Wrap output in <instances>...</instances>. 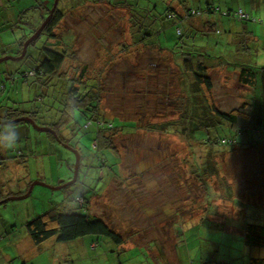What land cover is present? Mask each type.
I'll return each instance as SVG.
<instances>
[{
	"label": "rangeland",
	"instance_id": "374dc122",
	"mask_svg": "<svg viewBox=\"0 0 264 264\" xmlns=\"http://www.w3.org/2000/svg\"><path fill=\"white\" fill-rule=\"evenodd\" d=\"M64 1L60 0L58 7L61 8ZM162 1L148 0L147 3ZM169 1L166 3V20L165 17L157 19L161 24L158 37L162 45L174 40V19L177 20L179 15L188 16L184 9L182 13L178 7L182 3L171 0L168 4ZM186 1L191 7L211 2L218 6L217 0ZM51 2L53 0H0V57L4 53L16 55L17 46L12 42L20 37L19 27L22 24L17 20L23 7L38 6L34 12L31 11V14L33 12L36 15L42 11L41 3L49 6ZM236 7V0H231L228 8L235 10ZM225 8L222 6V9ZM256 9L262 12L264 5L259 4ZM78 10L73 12L74 17H66L65 12L61 28L55 32H65L66 19L71 29L79 19L74 43L79 48L73 57L90 65V70L86 72L89 77L95 75L102 78L103 88L101 92H96L101 100L96 112H101L105 120H113L114 123H117L114 118L132 120L136 126L131 128L135 123L124 122L130 126L125 131L120 130L122 127L114 129L112 134L102 130L114 150L101 147L100 142L97 143L98 147L95 146L94 128L98 119L92 118L89 112H75L71 120L73 123L64 126L65 122L59 119V112L66 108L65 95L70 81L68 84L64 77L73 72L71 61L67 63L64 60L59 69L61 76L57 79L45 78L46 84L50 85L46 86L45 91L41 90L37 101H34V93L39 92H29L27 83L23 85L22 81L16 80L13 86L17 90L12 84L6 85L0 95V102L7 110L13 111V106L19 107L16 111L25 107L35 110L37 125L53 129L62 143H56L55 155L54 151L49 152L47 149L45 136L48 133L34 129L26 121L3 125L1 128L4 132L2 148L7 143L4 155L17 157L12 151L13 146L19 147L28 143L29 139L32 140V147L40 150L37 152L39 158H30L26 169L21 167L22 163L12 161L5 168H0V197L24 194L31 182H39L34 184L26 197L0 204V264H68L70 261L72 264H170L172 260V264H244L249 257H264V247L245 244L241 240L244 223L258 222L264 214V144L248 147L224 144L222 148L215 147L211 154L214 157V170L209 174L201 173L209 146L188 142L179 135L177 128L165 132L163 127L165 120L174 113V102L179 99L180 91L184 93L185 86L178 78L173 62L171 66L167 64L170 60L168 53L164 52V57L155 49L143 47L142 41L136 42L135 35L129 33L132 30V27L129 29L131 22L127 15L123 17L122 8L119 12L103 4L85 8V11ZM141 10L146 11L145 8L137 9L138 15L142 13ZM159 10L163 11L162 8ZM169 13L172 18L168 17ZM241 13L244 15L241 18L248 20L250 14ZM32 15H25L22 19L31 20ZM251 16L255 17L256 11ZM239 22L221 19L217 33L214 30L205 35L195 33V38L186 35L189 40L179 44L183 47L191 40L198 45L217 42L222 49L224 61L219 65L229 67L227 71L231 73L226 74L220 68H207V74L214 83L216 105L221 109L229 110L237 106L241 102L240 94L245 91L233 72L244 65H264L262 24L251 21L255 37L249 38L237 33L242 27ZM94 23H98L97 26ZM2 24L6 26L3 29ZM194 25L197 28L199 26L198 22H194ZM232 28L237 29V32L229 33ZM252 39H255V43L251 42ZM51 40L41 36L27 48L24 59L0 61V72H13L17 68L19 72H27L32 64L30 58L36 60L38 57L35 48ZM56 43L60 44H52V47L61 50L66 49L70 41L63 39ZM213 48L209 46L206 51L212 53ZM103 60L108 61V65L101 72L95 71L102 66ZM147 86L152 92L142 100L143 110L153 112L150 117L143 116L139 109V95L132 94L135 97L133 100L123 94V91L130 89L140 92ZM24 90L27 91L26 96L23 95ZM116 97L121 101H117ZM256 102H260V97L255 99ZM121 107L126 108L122 113L118 112ZM137 114H141V118L131 117ZM25 124L30 127V134H26L23 127H16ZM154 125L156 128L152 127ZM233 133L230 128L223 129L218 125L208 130V134L213 137H229ZM260 135L263 141L264 130H254L249 133V139L258 140ZM35 137L38 138L37 143L33 141ZM13 163L19 166H13ZM75 171L74 182L64 186L74 179ZM79 195L89 199L86 210L78 206L84 201H77ZM59 206L82 212L90 210L113 224L125 240L133 241L135 245L121 251L122 247L114 245V248H110L109 239L100 237L99 246L92 249L89 240L96 238L92 235L67 242H56L50 238L35 245L25 230V222ZM202 217L212 224L221 225L224 230L202 224Z\"/></svg>",
	"mask_w": 264,
	"mask_h": 264
},
{
	"label": "trees",
	"instance_id": "16d2710c",
	"mask_svg": "<svg viewBox=\"0 0 264 264\" xmlns=\"http://www.w3.org/2000/svg\"><path fill=\"white\" fill-rule=\"evenodd\" d=\"M142 1L143 2H141L140 0H91L90 2L93 7L106 4L115 9L122 8L123 17L124 14L127 15L128 21L131 22L129 29L132 27V30H130V32H132L131 35H135L136 42H138V40L142 41V43L144 44L143 47L155 49L159 54H164L166 49L168 55L170 56L169 63L167 64L171 66V62H173V66L178 71V78L180 77L181 82H183L185 86L183 88L184 93L180 91L181 95L179 99L175 100L174 102V108H172V111L174 113H171L172 116L168 120H165V124L163 125V127H165V132H170L172 128H177L179 131H176L179 133V135L183 136V138H185V140H187L188 142H195L196 145L209 146L207 151V159L205 160L201 170V173L203 171L204 174H209L214 170V157L213 155L211 156V154L215 147L222 148L224 144L230 146L238 145L236 147H241L242 145H245L247 147L253 145L259 146L261 144H264V140H261V135L258 140L249 139V133H251L252 131L264 130V66L252 67L244 65L240 67L237 75V81L243 86L251 88L254 87L255 82L259 85L260 102L252 103L246 101L236 109H232L230 111L221 109L213 100V83L210 75L207 74L208 67L206 66V62H209V59L210 61L212 60L211 55L206 51L207 47L218 46V43L206 42L205 44L198 45L191 40L187 45L183 44V47H180V43H184L186 42V39L187 41L189 39L185 37L186 34H184L183 30L186 31V29H183V24L181 22V19H179L174 23V40L172 39L173 41L170 44L163 46L158 37L161 33V24L157 21V19L158 17H165L163 16V14L166 9L162 8V10L164 11L159 10V4L161 2L157 4V2L147 3L148 0ZM170 1L168 2V4H170ZM178 1L186 4L184 5V8L186 9L185 12L188 15L186 18L192 16L199 18H209V14H212L214 11L218 14H223L228 17L232 16V18H235L237 21L241 22L254 20L249 12L243 10V6H239L235 10H231L229 8L222 9V7H216L215 5L211 6L210 3H206L205 7H203V5L191 7L190 3L186 0ZM59 2L60 0L57 1L56 6L54 7L53 14L46 21L42 30L38 33L36 38L29 42L26 47L25 53L21 56L24 42L46 20L47 16H49L48 10L53 7L54 0L53 3L51 2L50 4L51 6L42 3L40 4V9H42V11H40V13L38 14L36 13V15L38 16L37 20L36 15H34L35 13L33 12L35 9H37L38 6L29 5L28 7H23L18 15L17 20L20 24L24 23L21 25V27H19L21 28L20 37L12 42V44H18L17 52L16 55L11 56L14 58L8 59H24L27 56V48L37 42L41 36L47 37L49 39L52 38V40L50 43L44 41L41 46H38L39 51L36 47L38 53L40 52L41 55H39L36 60H33L32 57L30 58L32 64L27 69V72H24V70L23 72H19L18 68L16 69V71L18 70L19 73L16 71L8 73L6 72L4 74L0 72L2 79V81H0L1 84H3L2 82L3 80H5L7 81V83L10 82L13 86L16 80L19 79L24 84L27 83L29 92L31 90L39 92L38 94L34 93V101H37L41 96V90L43 89L45 91L47 89L46 86L50 85L48 83L46 84L45 78L57 79V77L61 76L59 69L64 60H67V63L70 62L71 57L72 63L78 60L77 58L73 57L75 54H71V50L68 52L66 49L58 50L52 47V44H60L56 43L58 41L53 42L55 38L60 37V35L57 34L55 30L60 28V20L63 16L65 17L64 10H66V5L63 4V6L60 8V6L58 7ZM162 2L166 4L167 0H163ZM143 8H145L146 11L141 10L142 13L138 15L137 9ZM31 11H33V15L31 14ZM240 12L249 13L250 16L248 20H243L240 17ZM28 14L32 15L33 18L31 20L29 18L23 20L22 18ZM170 16L171 14L169 13L168 17ZM263 16L264 14H262L259 19L264 29V25L261 22ZM162 22L164 21L162 20ZM97 24L98 23H94V26H97ZM214 26L215 22L211 21L207 25L206 29H204V31L196 33H199V35H205L211 32V30L218 32V29L214 28ZM5 27L6 26L2 24L1 28L3 29ZM191 36H194V32L192 35H190V37ZM4 56L10 55H6L4 53L0 58H3ZM108 63V61L105 62L103 60L102 66L96 68L95 71H103L104 67L108 65ZM71 70H73V72L67 74V76L64 77L65 81L68 82V84L70 81V85L68 86L65 95L66 108L65 111L59 112V119L65 122L64 126H68L73 123L71 122V120L74 119L75 112H89L90 115H92V118L98 119L97 126H95L94 128L95 146L98 147L97 143L99 144L100 142L99 145L101 147H108L109 149H113L111 147L112 144L110 145L109 143L108 136L104 135L102 130H108L112 134V131L114 129L122 127L120 128V130L125 131L124 129L129 128L130 126L124 122H131L132 124L135 123L133 126H131V128H134L136 126V122H133L132 120H121L120 118H114V120L117 121V123H114L112 122L113 120L103 119L102 115L100 114L101 112H96V107L101 102L96 92H101V89L103 88L102 78L95 75L93 77H89L86 73L90 70L89 65L85 63L81 66L71 67ZM3 75L4 77H2ZM88 77L90 78V81H88ZM87 82H89V84H86ZM13 87L15 90H17V87ZM32 87L34 89H31ZM149 87L150 86H147L145 90H139L140 92H135L133 91V89H130L126 92L123 91V94H126L124 96H127V98L128 96L132 97L133 100H135V97H133L132 94L139 95L138 99L141 100V102L138 104L139 109L142 111L143 116L147 117H150L153 112H146L143 110L144 102L142 99L150 96L152 89ZM91 91L94 92L91 93ZM23 95L26 96L27 91L24 90ZM13 103H16V101ZM2 106L5 105L3 103H0V147L4 135V132L1 130V128L3 127V125H9L5 123L6 121H11L20 117H29L37 124V121H35V110L29 108L27 109L25 107L23 110L26 111L21 110V112H17L18 110L16 111V109L19 107L13 106V111H9L7 110L6 106L5 108H3ZM134 116L140 117L141 114L133 115L131 117L133 118ZM86 120H88V118ZM23 121H26L31 125V123L27 120H20L11 124L22 123ZM216 125L222 127L223 129L230 128V130H232L234 133L229 137L210 136L208 134L209 128H212V126ZM180 126H182V129L180 128ZM152 127L156 128V125ZM47 133L50 138L56 140L52 133ZM198 133H202V135ZM56 134L58 136L57 132ZM3 148L5 149V146H3ZM4 151H6V149H0V168H5L8 165L7 162L12 158L9 157V154L4 155ZM8 197L9 196L0 197V204H4L2 200ZM79 199L84 201L82 203H78V206L86 210L89 199L87 200V198L83 195H79L77 197V201ZM200 222L205 225H211L216 230H224L222 229L221 225L212 224L210 221L204 219L203 217L201 218ZM112 225L113 224H109L104 218L93 214L90 210H87V212H82L79 210L63 209L61 206H59L56 209L53 208L51 209V211L43 212L42 214L35 215L32 218L28 219L25 222L24 227L35 245H39L50 238H54L56 242H67L88 235L96 236L94 241H97L95 243L98 244L102 240L100 239V237L108 238L109 241H112L115 244H120L123 242L124 237L122 233L119 232V230L116 229L114 225ZM243 228L244 230L241 236V240L245 244L264 247V214L258 222H245ZM68 264H72V262L70 261ZM244 264H264V257H249L248 261Z\"/></svg>",
	"mask_w": 264,
	"mask_h": 264
},
{
	"label": "crops",
	"instance_id": "0c3cea01",
	"mask_svg": "<svg viewBox=\"0 0 264 264\" xmlns=\"http://www.w3.org/2000/svg\"><path fill=\"white\" fill-rule=\"evenodd\" d=\"M91 0H65L64 1V4L66 5V10H64V13L66 12L67 14H66V17L67 16H69V17H74V11H76L78 8H79V10H81V11H85V8H92L93 7V5L91 4V2H90ZM178 1V0H177ZM242 3H240L239 2V0H236V2H237V7H239V6H243L242 8H243V10H245V11H247V12H249L251 15H252V13L253 12H255L256 11V16L255 17H252V18H254V20H252V21H254L255 23H259L260 25H261V23H260V17L262 16V14H264V9H262V12L260 11L259 12V10H257L256 9V7L258 6L259 7V4H261V5H264V0H240ZM179 2V1H178ZM217 2V4H218V6L219 7H222V6H224V7H226V8H228V6L231 4V0H229L228 2H227V0H225L224 2L223 1H220V0H217L216 1ZM180 4H181V2H179ZM158 4V3H157ZM211 4V6H213V4H214V2L212 3H210ZM184 5H186V4H184V3H182L181 5H179L178 7L180 8V10L181 11H183V9H184V11L186 10L185 8H183L184 7ZM205 5H206V3L205 4H203V7H205ZM98 6H102V5H98ZM159 6H160V8H165L166 10V13L164 12V14H163V16H165V20H166V14H167V9H168V6L165 4V3H163V2H161V4H159ZM183 6V7H182ZM236 7V8H237ZM78 10V11H79ZM115 10H117V8L115 9ZM78 11H77V13H78ZM118 11L120 12V8L118 9ZM164 11V10H163ZM184 11L182 12V13H184ZM261 13V14H260ZM80 16V15H79ZM171 18H172V16H170ZM63 18V17H62ZM62 18H61V20L60 21H62ZM179 19H181V22H182V24H183V29H186V31H184L183 30V32H184V34H186L187 36H190V35H192L193 34V32H194V34L196 33V32H201V31H204V29H206V27H207V25L212 21V22H215V26H214V28H217V29H220V27H219V25H218V23H219V21H221V19H228V20H236L235 18H230V17H228V16H226V15H223V14H218L217 12H214L213 11V13L212 14H209V18H199V17H197V19H198V21H196L195 19V16H192V17H189V18H186V17H181V15H179V16H177V20H179ZM79 20V19H78ZM76 21L77 22V24H75V26H73L72 27V29H71V27L69 28L68 27V24H67V19L65 20V29H64V31L65 32H62V31H59V34H60V37H57V38H55L54 40L55 41H62L63 39H65V41L67 40V41H70V43H67V48H66V50L69 52L70 50H71V52H72V54H76L77 52H78V46L77 45H74V43L76 42V39H77V34L75 33L76 31H77V26L79 25V21ZM170 21H173L172 19H169ZM175 20V22L177 21L176 19H174ZM237 21V20H236ZM76 22H74V23H76ZM174 22V23H175ZM194 22H198V28L194 25ZM238 22V21H237ZM62 23V22H61ZM241 25H242V27L241 28H239V30H240V32H237L236 30L237 29H229V33H231V32H237V33H241V34H245L243 37H249V38H252V37H255L254 36V34L252 33V29H253V24H250V23H253V22H251V21H244V22H239ZM22 24H24V23H22ZM262 26V25H261ZM59 27L61 28V26L59 25ZM130 32V31H129ZM215 32V31H214ZM131 33V32H130ZM215 33H217V32H215ZM182 34V33H181ZM52 39V38H51ZM251 42L252 43H255V39H252L251 40ZM257 43V42H256ZM18 44H16V46H17ZM165 45V44H164ZM163 45V46H164ZM167 45V44H166ZM165 45V46H166ZM18 47V46H17ZM245 47H247V46H245ZM37 49H38V51H39V48L37 47ZM37 49L35 48V50L37 51ZM165 52H167L166 51V49H165ZM207 53H209L210 55H211V58H212V60L211 61H209V62H206V66L207 67H211V68H220V69H222L221 71H224L226 74H230L231 73V71H227L228 70V68L229 67H225V66H221L220 67V65L219 64H221V62L222 61H224V59H223V57H222V55H223V51H222V49L220 48V47H218V46H215L214 48H213V51H212V53L211 52H207ZM39 55H41V53L39 52L38 53V56ZM215 55L217 56V58H215ZM74 59V58H73ZM78 59V58H77ZM72 60V59H71ZM70 60V61H71ZM84 64V62H81L79 59L78 60H76L75 62H73V67H75V66H81V65H83ZM89 65V64H88ZM90 66V65H89ZM229 66V65H228ZM264 66V65H263ZM252 67H254V66H252ZM260 67H262V66H260ZM231 69H234V70H237V69H235V68H233V67H230ZM239 71V70H238ZM238 71H232L233 72V75H235V77H236V80H237V75H238ZM1 76V75H0ZM3 77H4V75H3ZM3 84H1L2 85V88H1V85H0V90H1V93H0V95L2 94V92L4 91V89L6 88V85L8 84L7 83V81H5V80H3V82H2ZM212 83H213V80H212ZM9 84H11L10 82H9ZM238 84H239V82H238ZM23 85H24V83H23ZM240 86H243V85H241V84H239ZM244 87V89H245V91H243L241 94H240V96H239V100L241 101V102H239L238 103V105L237 106H235V107H233V108H231V109H224L223 108V110H228V111H230V110H232V109H236L237 107H239L243 102H246V101H248V102H252V103H255V99L257 98V100L259 99V97H260V90H259V85L255 82V85H254V87H246V86H243ZM246 87V88H245ZM31 89H34L33 87L31 88ZM30 89V90H31ZM26 91V90H25ZM212 97H213V100L215 101V97H214V83H213V88H212ZM117 98V101H121L118 97H116ZM1 104H2V102H0ZM215 103L217 104V102L215 101ZM124 109H126V108H124V107H121V110H119L118 112H120V113H122V111L124 110ZM23 111H26V110H23ZM17 112H21V111H17ZM4 116V115H3ZM10 125V124H9ZM17 128L18 127H23L22 129L24 130V132L26 133V134H30V127H28L26 124L25 125H22V126H16ZM9 131H11V130H9ZM40 132H42V131H40ZM50 133V132H49ZM45 138L47 139V149L49 150V152H52V151H54L55 152V155H56V153H57V147H56V143H57V141L56 140H54V139H52V138H50L48 135L47 136H45ZM37 137H35V140H33L35 143H37ZM31 139H29L28 140V143H24L23 145H20L19 147L18 146H16V145H14L13 146V149H12V151L13 152H15L16 154H17V157H15V158H11L8 162H10V161H12V162H16L17 164H23V166H21L23 169L25 168L26 169V166H28L29 164H28V161H29V159L30 158H35V159H38L39 158V155H38V151L40 150V148H35V147H32V145H31ZM6 147H7V143H6ZM5 147V148H6ZM1 149H3L4 150V148H2V146H1ZM7 162V164H9ZM17 164H15V163H13V166L15 165V166H19V165H17ZM38 165V164H37ZM32 183V182H31ZM30 183V184H31ZM30 184H29V186H30ZM34 186V185H33ZM29 188V187H28ZM33 188V187H32ZM28 190V189H27ZM26 193V192H25ZM89 240V239H88ZM95 242H97V241H94V240H89V246L92 248V249H94V248H97L99 245H98V243H95ZM82 244H83V242H81ZM109 243V245H110V248H114V245H116V247L118 248V247H122V249H121V251L122 250H126V249H128L127 248V246H131V247H133L134 245H135V243L133 242V241H127V240H123V242L122 243H120V244H115L114 242H112V241H110V242H108ZM110 243H113V244H110ZM131 243V244H130ZM93 244H94V246H95V244H96V246L95 247H93ZM130 244V245H129ZM84 245H85V242H84ZM110 252H112L113 253V251L111 250ZM166 258L167 257H165V263H166ZM171 259V258H170ZM172 260V259H171ZM176 260H177V258H176ZM72 262V261H71ZM173 263V260L171 261V263L170 264H172ZM179 264H181V263H179Z\"/></svg>",
	"mask_w": 264,
	"mask_h": 264
},
{
	"label": "water",
	"instance_id": "95a60500",
	"mask_svg": "<svg viewBox=\"0 0 264 264\" xmlns=\"http://www.w3.org/2000/svg\"><path fill=\"white\" fill-rule=\"evenodd\" d=\"M57 1L58 0H54V4H53V7L50 9V12H49V16H47V18H46V20L35 30V32L24 42V44H23V47H22V53H21V56L25 53V50H26V47H27V45L29 44V42L32 40V39H34V38H36V36L38 35V33L42 30V28H43V26H44V24L46 23V21L49 19V17L52 15V12H53V10H54V7L56 6V3H57ZM8 58H14V57H11V56H4L3 58H0V61H2V60H6V59H8ZM20 120H27V121H29L30 123H31V125H32V127L34 128V129H36V130H38V131H42V132H51L53 135H54V137L58 140V138H57V134H56V132L53 130V129H51V128H49V127H41V126H38L33 120H31L29 117H20V118H16V119H14V120H11V121H6L5 123L6 124H11V123H14V122H16V121H20ZM59 141V140H58ZM76 174H77V172L75 171V177H74V179L72 180V181H70V182H68V183H66L64 186H66V185H69V184H71L72 182H74V180H75V178H76ZM37 183H39L38 181H36V182H32L31 184H30V186H29V188H28V190L26 191V193H24V194H21V195H14V196H9L8 198H5V199H3L2 200V202H5V201H7V200H10V199H20V198H24V197H26L30 192H31V189H32V187H33V185L34 184H37Z\"/></svg>",
	"mask_w": 264,
	"mask_h": 264
},
{
	"label": "built area",
	"instance_id": "2783aa9c",
	"mask_svg": "<svg viewBox=\"0 0 264 264\" xmlns=\"http://www.w3.org/2000/svg\"><path fill=\"white\" fill-rule=\"evenodd\" d=\"M242 16H244L241 12H240V17H242ZM261 22L263 23V25H264V16H263V18H262V20H261Z\"/></svg>",
	"mask_w": 264,
	"mask_h": 264
},
{
	"label": "flooded vegetation",
	"instance_id": "af4514ba",
	"mask_svg": "<svg viewBox=\"0 0 264 264\" xmlns=\"http://www.w3.org/2000/svg\"><path fill=\"white\" fill-rule=\"evenodd\" d=\"M33 40V39H32ZM53 135V134H52ZM58 142V141H57ZM59 143H62V142H59Z\"/></svg>",
	"mask_w": 264,
	"mask_h": 264
},
{
	"label": "clouds",
	"instance_id": "9594fccd",
	"mask_svg": "<svg viewBox=\"0 0 264 264\" xmlns=\"http://www.w3.org/2000/svg\"><path fill=\"white\" fill-rule=\"evenodd\" d=\"M54 136V135H53ZM58 137V136H57ZM57 140V139H56ZM58 141V140H57ZM59 142V141H58Z\"/></svg>",
	"mask_w": 264,
	"mask_h": 264
}]
</instances>
